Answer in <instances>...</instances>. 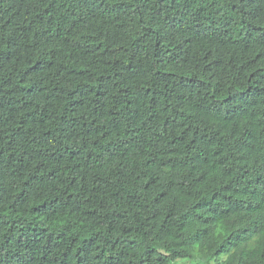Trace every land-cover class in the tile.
<instances>
[{
  "label": "trees",
  "instance_id": "trees-1",
  "mask_svg": "<svg viewBox=\"0 0 264 264\" xmlns=\"http://www.w3.org/2000/svg\"><path fill=\"white\" fill-rule=\"evenodd\" d=\"M41 3L47 6L13 10L14 6L7 0L0 5V20L8 25L14 18L24 19L20 30L27 32L36 44L35 48L29 46L27 54L19 56L7 50L0 52V58L13 65V72L0 83V161L28 173L15 198L7 194L0 196V264H177L181 259L191 264H260L264 261V232L249 233L221 252L226 238L233 233L247 232L249 224L254 225L264 213V195L260 194L264 190V163L260 158L252 159L251 155L256 147L253 141L258 133H264V128L258 124L250 129L240 125L233 128L226 123L213 136L192 124L181 126L175 119L164 118L162 124L170 133L167 150L157 152L146 162L147 171L135 174L129 184L113 191L114 198L124 192V198L131 197L140 203L149 201L156 206L150 215L135 217L133 214L125 219L120 211L98 212L96 204L89 203L93 201L92 196L77 204L72 202L74 193L71 191L66 198L68 203L55 206L43 197L24 194V185L33 176L46 173L50 177L53 174L61 177L78 171L86 150L84 145L68 142L63 115L57 123L50 108L36 102L46 86L43 73L54 64L45 48L51 41L45 22L58 12L65 24L70 21L67 32L58 27L53 35L57 40L79 37L75 47L83 56L90 55L93 49H103L101 55L118 51L112 48L110 52L103 44L94 43L95 38L89 35L87 27L88 21L103 10H109L107 0H41ZM110 10L119 13L117 22L122 23L123 17L128 15L123 5L113 4ZM145 10L150 19H143L140 8H136L137 16L141 17L138 27L144 36H158L153 56L161 65L164 54L176 55L169 42L174 37L181 41L176 44L177 49L186 46L183 49L185 63L203 51L202 41H219L224 46L225 60L230 56V45L237 43L236 18L230 14L236 12L237 5L229 4L228 0H155L152 10L146 6ZM258 14L259 5L253 9L252 18ZM38 23L44 27L38 29ZM239 24L244 27L239 29L238 35L248 41L243 47L251 55L239 64L236 77L244 81V91L258 99L264 95V50H257L264 48V33L257 35L261 32L260 25L247 24L244 15ZM207 55L204 52V56ZM68 56L72 58V51ZM63 67L69 76L80 80L69 96L77 92L82 96H107L113 87L125 97L131 95V89L120 85L119 73L99 75L92 83L85 75L86 68L67 63ZM221 67L217 65L218 69ZM203 68L207 71L208 65L205 63ZM38 75L41 79H37ZM165 75L175 76L176 73ZM181 79L193 83L199 76L186 75ZM106 83L108 88H105ZM48 98L45 95L44 99ZM156 99L154 89L144 88L135 102L141 107L142 102H146L151 110ZM83 103L71 99L64 108L75 111ZM132 104L133 100L128 99L124 109ZM141 107L135 111L139 113ZM107 112L113 120L116 118L112 109ZM157 115L153 112L147 118L151 120ZM72 119L75 122V117ZM82 126V134H88L87 122ZM96 127L102 130L100 125ZM87 156L85 162L93 160L92 153ZM192 159L198 166L190 163ZM185 170L189 173L187 176ZM185 232H202L211 242L187 248L179 242Z\"/></svg>",
  "mask_w": 264,
  "mask_h": 264
},
{
  "label": "clouds",
  "instance_id": "clouds-1",
  "mask_svg": "<svg viewBox=\"0 0 264 264\" xmlns=\"http://www.w3.org/2000/svg\"><path fill=\"white\" fill-rule=\"evenodd\" d=\"M4 3L5 0H0V5ZM7 3L14 6L13 10L15 8L33 10L47 6L42 4L41 0H7ZM107 3L109 10H103L102 14L88 21L87 27L89 35L95 38L94 43L103 44L110 52L112 48H117L115 54L101 55L103 49L99 51L93 49L90 55L83 56L75 47L79 37L68 39L61 37L57 40L53 35L58 27L61 31L67 32L70 21L65 24L58 12L52 20L45 22L50 29L47 36L51 37L50 44L45 45V48L51 54L54 64L43 73L42 79L46 86L36 102L42 107L50 108L54 113L53 120L57 123L59 116L63 115L65 118L63 126L69 134L68 142L76 146L84 145L86 150L78 171L61 177L55 174L50 177L46 173L39 177L33 176L32 180L24 185L23 191L25 195L43 197L51 201L53 206L68 203L66 198L70 191L74 193L72 202L77 204L92 196L93 201L89 203L94 202L98 212L106 211L110 214L113 210L120 211L124 213L125 219H128L133 214L135 217L150 215L156 206L149 201L140 203L131 197L124 198L126 196L124 192L114 198L113 191H119L129 184L135 178V174L147 171L146 162H150L157 152L167 150L170 133L162 124L164 118L175 119L176 124L181 126L192 124L213 136L226 123L233 128L240 125L251 129L256 124L264 128V116L258 115L264 114V95L257 99L245 92L244 81L236 77L239 64L244 63L251 55L250 52H245L243 47L248 41L238 35L239 29L244 27L239 24V20L241 15H244L247 24L260 25L261 32L257 35L264 33V0H228L229 4L237 5L236 12L230 13L236 18L234 32L237 33L235 37L237 43L230 45L228 60L223 56L224 46L219 41L210 39L202 41L203 51H199L185 63L183 58L186 54L183 49L186 46L177 49L176 44L181 41L179 37H174L169 42L176 55L173 57L172 53L164 54L163 65L153 56V45L158 36L151 34L144 36L137 23L141 17L137 16L136 8H140L143 19H150L145 6L152 10L155 0H107ZM113 4L123 5V9L127 10L128 15L123 17L122 23L116 21L119 13L114 14L110 10ZM257 5L259 14L253 19V9L257 8ZM32 16L35 18V11H32ZM23 23L24 19L17 21L14 18L5 25L4 21L0 20V52L7 50L19 56L22 53L27 54L30 45L35 48L36 44L28 33L20 30ZM43 27L44 25L37 24L38 29ZM137 36L142 38L138 40ZM36 40L39 42V37ZM70 51L73 53L71 59L68 56ZM204 52L208 53L207 57L204 56ZM65 63L86 68L85 75L92 83L99 75L119 73L120 85L131 89V95L125 97L113 87L107 96L96 97L94 94L82 96L79 92L69 96L68 93L80 80L68 75V70L63 67ZM205 63L208 65L207 71L203 68ZM217 65L222 67L218 69ZM12 72L13 65L0 58V83H3ZM172 72L176 75H165ZM186 75H198L199 79L189 83L181 79ZM37 79L41 77L38 75ZM200 81L204 83L201 84ZM115 83L114 79L112 84ZM105 88H108L107 83ZM144 88L154 89L157 96L151 110L148 109L146 102H142V107L135 102L143 94ZM45 95L49 97L47 100L44 99ZM71 99L82 100L84 103L77 106L75 111L72 108L65 110V104ZM128 99H132L133 104L124 109ZM138 107H141L139 113L135 111ZM107 109H112L115 113L114 120ZM153 112L158 115L149 120L147 117ZM84 122L90 126L88 134H82ZM96 125H100L102 130H98ZM174 131L173 129L172 134ZM253 142L256 147L251 154L252 159L260 158V162L264 163V133H258V138ZM87 153L93 155L90 162H85L88 161ZM190 163L198 166L195 159ZM248 163L251 164V160ZM28 171L31 172V167ZM188 174L185 170V176ZM27 177L28 173L17 170L14 164L9 166L0 161V196L7 194L15 198ZM260 194L264 195V190ZM261 232H264V213L257 218L254 225L249 224L247 232L233 233L226 238L221 252L245 239L249 233ZM179 242L190 248L192 245L209 244L211 241L202 232H185L180 235ZM260 264H264V261Z\"/></svg>",
  "mask_w": 264,
  "mask_h": 264
},
{
  "label": "rangeland",
  "instance_id": "rangeland-1",
  "mask_svg": "<svg viewBox=\"0 0 264 264\" xmlns=\"http://www.w3.org/2000/svg\"><path fill=\"white\" fill-rule=\"evenodd\" d=\"M184 263H186V264H191V262H189L187 259H181V260H179V261L177 262V264H184Z\"/></svg>",
  "mask_w": 264,
  "mask_h": 264
}]
</instances>
